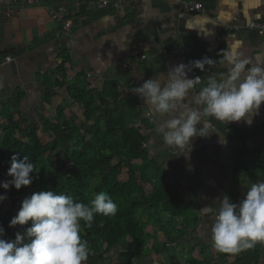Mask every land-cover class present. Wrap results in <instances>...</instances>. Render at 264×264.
<instances>
[{"label": "crops", "instance_id": "obj_1", "mask_svg": "<svg viewBox=\"0 0 264 264\" xmlns=\"http://www.w3.org/2000/svg\"><path fill=\"white\" fill-rule=\"evenodd\" d=\"M184 1L201 3L206 12H191L175 0H125L119 10H98L86 0L0 6V103L22 94L23 115L35 116L42 105V79L62 64L64 55L70 57L67 68L72 75L90 74L98 85L104 81L117 82L121 86V99L137 103L139 114L133 123L136 127L144 123L141 133L147 138L150 159L163 168L168 183L197 215L192 250L201 256L202 248L210 247L211 252H217L211 241L213 214L218 207L216 201L229 193L237 146L240 143L246 152L264 147V105L251 126L243 122L225 125L213 119V131L207 138L193 141L190 158L186 159L184 155L176 157L164 145L155 131L156 122L146 115L147 108L131 89L159 73L166 75L172 66L187 65L204 57L218 60L221 50L232 45H238L237 51L252 64L264 66V35L245 27L236 33H223V28L234 19L244 25L264 21V0ZM47 7L57 13L64 8L62 21L49 13ZM65 23L70 24L69 33L64 31ZM224 71V67L216 64L206 66L204 72L195 69L189 75L206 81L212 73ZM56 96L57 102L67 104V112L77 108L64 91L56 90ZM42 113L48 115V110ZM261 181L264 180H246L241 187L242 198L250 183ZM145 190L149 191V187L145 186ZM204 207L210 208L204 212ZM152 239L160 244L164 241L155 234ZM171 246L178 249L175 244L168 247ZM150 250L152 254L145 264H167L151 245ZM176 259L171 257L170 264H176ZM260 263L264 264V246Z\"/></svg>", "mask_w": 264, "mask_h": 264}, {"label": "trees", "instance_id": "obj_2", "mask_svg": "<svg viewBox=\"0 0 264 264\" xmlns=\"http://www.w3.org/2000/svg\"><path fill=\"white\" fill-rule=\"evenodd\" d=\"M70 63L69 55H64L62 64L42 79V105L35 116L23 115L22 94L0 103V181L11 179L7 172L13 156L18 160L28 156L36 166L30 186L8 191L0 187L9 205L5 214L0 210L4 238L15 240L17 232L31 226V222L9 225L22 201L33 193L51 189L87 204L103 191L118 205V212L114 217L97 215L92 228L82 227V238L92 250L88 264H144L152 254L146 253L147 245L170 264L172 256L165 253L169 244L189 237L196 242L197 215L143 147L147 143L141 133L144 123L141 127L133 123L139 114L136 101L121 99V86L115 81L98 85L85 73L72 75ZM58 89L83 110L82 120L67 112L65 102H57ZM46 110L48 115L42 113ZM236 150L228 196L239 203L246 180H264V147L246 152L239 143ZM154 234L164 239L163 245L152 239ZM119 246L124 250L118 261L110 262L107 255ZM263 246L236 255L207 253L211 248H202L200 258L190 255L185 264H261Z\"/></svg>", "mask_w": 264, "mask_h": 264}, {"label": "clouds", "instance_id": "obj_3", "mask_svg": "<svg viewBox=\"0 0 264 264\" xmlns=\"http://www.w3.org/2000/svg\"><path fill=\"white\" fill-rule=\"evenodd\" d=\"M237 48L232 45L221 50L218 60L204 57L172 66L166 75L159 73L131 89L176 157L190 158L193 141L207 138L213 131V119L225 125L243 122L251 126L259 115L264 105V66L252 64ZM216 64L226 71L212 73L206 81L189 75ZM35 168L28 156L23 160L13 156L7 172L11 179L0 181V187L8 191L30 186ZM7 199L0 195V204ZM216 204L211 241L218 252L236 255L264 244V181L250 183L239 203L224 195ZM117 212L118 205L103 191L87 204L51 189L33 193L22 201L9 225L31 222V226L24 233L17 232L15 240L5 239L0 226V264H88L92 250L82 238V227L92 228L97 215L114 217Z\"/></svg>", "mask_w": 264, "mask_h": 264}, {"label": "built area", "instance_id": "obj_4", "mask_svg": "<svg viewBox=\"0 0 264 264\" xmlns=\"http://www.w3.org/2000/svg\"><path fill=\"white\" fill-rule=\"evenodd\" d=\"M68 1L76 2L80 0H0V6L9 7L15 3H21L24 5H28V6H36V5L47 4L51 2L63 3V2H68ZM86 1H88L90 5H92L94 8L98 10H104L107 8H113L115 10H119L125 2V0H86ZM175 1L179 5L187 6L191 12H195V13H205L206 12L205 7L201 3H196V2L191 3V2H186L184 0H175ZM47 11L51 13L57 20H59V22L62 21V19L64 18L66 14V12L64 11V8H60V13L50 10V8L48 7H47ZM244 27L247 28L251 32L257 33L260 36L264 35V21H251L247 25H244L238 19H234L232 23L226 25L223 28V33L225 34L236 33ZM64 31L66 33H69L70 31L69 23L64 24ZM90 76L91 75L88 74V77ZM227 133L232 135L231 130H227ZM143 147L146 149L147 145L143 144Z\"/></svg>", "mask_w": 264, "mask_h": 264}, {"label": "rangeland", "instance_id": "obj_5", "mask_svg": "<svg viewBox=\"0 0 264 264\" xmlns=\"http://www.w3.org/2000/svg\"><path fill=\"white\" fill-rule=\"evenodd\" d=\"M71 113H73L76 116H78L80 120L83 119V110L81 108H79L78 106H77V108L74 111H71ZM41 137L43 139H47V137L43 133H41ZM8 208H9V205L6 204L5 202L3 204H0V210L2 211V213L5 214L6 211L8 210ZM18 211L19 210L15 211L13 213V217H15L18 214ZM162 245H163V243H162ZM175 245L178 247V249L175 246H171V247L168 248L167 252H165V253H170L172 257H176L178 259L176 264H185L187 258H189L190 255L191 256H196L194 251L192 250V249L195 248V244H194V241L192 240V238L189 237V238H186V239H182L181 241H179ZM123 250H124L123 246H119L117 249H113L107 255L108 260H110V262L111 261H115V262L118 261L119 253H122ZM205 251L207 253H211L212 250L206 249ZM146 253H151L149 245H147ZM178 253H180V254H178ZM196 257L200 258L201 256L197 255ZM165 261H166V259H165ZM110 264H112V262ZM149 264H151V263H149ZM152 264H154V263L152 262ZM167 264H168V262H167Z\"/></svg>", "mask_w": 264, "mask_h": 264}]
</instances>
